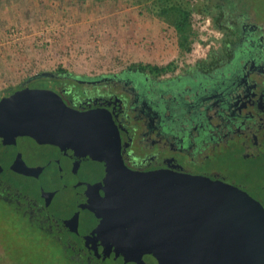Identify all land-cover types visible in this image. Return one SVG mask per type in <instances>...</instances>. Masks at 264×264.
<instances>
[{
  "label": "flooded vegetation",
  "instance_id": "1",
  "mask_svg": "<svg viewBox=\"0 0 264 264\" xmlns=\"http://www.w3.org/2000/svg\"><path fill=\"white\" fill-rule=\"evenodd\" d=\"M223 24L219 50L186 68L160 76L130 69L95 77L55 72L49 77L57 82L53 89L26 80L1 91L0 106L13 94L53 92L42 111L46 108L50 118L67 123L76 119L78 134L111 143V161L118 155L132 172L211 180L243 192L264 208V184L259 189L246 178L264 169V34L245 13H227ZM17 142L10 148L0 135L5 169L45 187L65 203V215H80L88 224L84 214L53 188L7 165L4 152L17 150ZM0 203L63 247L70 264H100L86 252L84 242L76 248L64 243L65 230L40 217L61 215L49 210L48 196L22 181L0 177Z\"/></svg>",
  "mask_w": 264,
  "mask_h": 264
},
{
  "label": "water",
  "instance_id": "2",
  "mask_svg": "<svg viewBox=\"0 0 264 264\" xmlns=\"http://www.w3.org/2000/svg\"><path fill=\"white\" fill-rule=\"evenodd\" d=\"M53 76L41 72L26 83ZM54 95L29 91L3 99L1 139L19 145L4 152L8 166L53 188L142 264H264L260 204L211 180L126 169L120 156L110 160L111 143L78 134V120L42 111Z\"/></svg>",
  "mask_w": 264,
  "mask_h": 264
},
{
  "label": "rangeland",
  "instance_id": "3",
  "mask_svg": "<svg viewBox=\"0 0 264 264\" xmlns=\"http://www.w3.org/2000/svg\"><path fill=\"white\" fill-rule=\"evenodd\" d=\"M240 2L243 13L264 34V0ZM28 16H20L11 0L0 1V92L22 84L35 74L55 73L60 68L90 77L119 73L137 64L165 68L174 65L178 70L220 47L221 33L213 28L211 20L195 16L198 39L190 54L181 55L171 26L143 8L121 1L100 4L90 0L77 6L69 0H35ZM13 30L21 34L12 37ZM31 84L53 89L57 82L42 78ZM76 89L81 91L80 86ZM0 177L22 181L36 193L50 198L49 210L61 215L40 217L49 219V225L55 229L61 226L65 230L64 243L76 248L78 242H84L86 252L100 264H142L129 251L91 228L80 215H65L69 209L64 202L55 199L54 194L37 182L6 170L1 157ZM246 178L260 189L264 184V169L253 170ZM11 212L0 203V253L25 264H67L63 247L22 215Z\"/></svg>",
  "mask_w": 264,
  "mask_h": 264
},
{
  "label": "trees",
  "instance_id": "4",
  "mask_svg": "<svg viewBox=\"0 0 264 264\" xmlns=\"http://www.w3.org/2000/svg\"><path fill=\"white\" fill-rule=\"evenodd\" d=\"M1 1V0H0ZM16 6L20 16H26L31 14V10L34 8L35 0H11ZM73 5L83 6L90 0H69ZM96 3H103L108 0H91ZM121 1L129 6H139L148 13L154 15L158 19L162 20L169 26H171L177 35L178 48L181 55L190 54L193 50L195 41L198 39V32L194 28V17L202 16L211 20L213 28L218 32L224 31V19L226 14L231 16L232 14L238 15L243 13L242 2L240 0H114ZM28 14V15H27ZM174 65L169 67H158L152 65L137 64L129 67L130 70H150L155 76H160L167 71H174ZM57 73L67 74L65 69H58ZM30 78V77H29ZM26 78L23 82L28 80ZM63 257L67 259L65 251L63 249ZM0 264H25L15 262L12 259L4 256L0 253ZM29 264V263H27Z\"/></svg>",
  "mask_w": 264,
  "mask_h": 264
},
{
  "label": "built area",
  "instance_id": "5",
  "mask_svg": "<svg viewBox=\"0 0 264 264\" xmlns=\"http://www.w3.org/2000/svg\"><path fill=\"white\" fill-rule=\"evenodd\" d=\"M18 34H21V33H19V32H17V31H15V30H13L12 32H10V36H16V35H18Z\"/></svg>",
  "mask_w": 264,
  "mask_h": 264
}]
</instances>
